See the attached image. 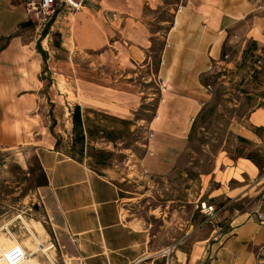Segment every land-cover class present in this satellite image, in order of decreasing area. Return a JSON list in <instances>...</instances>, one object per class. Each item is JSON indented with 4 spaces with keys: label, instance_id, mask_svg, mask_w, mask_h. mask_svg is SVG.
Segmentation results:
<instances>
[{
    "label": "crops",
    "instance_id": "1",
    "mask_svg": "<svg viewBox=\"0 0 264 264\" xmlns=\"http://www.w3.org/2000/svg\"><path fill=\"white\" fill-rule=\"evenodd\" d=\"M36 1L0 0V149L37 160L36 185L52 229L62 231L64 264H264V185L258 188L260 167L247 156L224 151L215 163L226 195L262 193L259 204L236 210L222 233L191 236L190 228L156 245L149 227L126 213L127 202L175 166L210 95L202 78L219 64L233 65L223 58L225 47L264 40V0L62 3L37 35ZM167 11L171 19L162 15ZM49 44L96 55L59 73ZM103 64L119 73L102 75ZM140 79L153 80L157 91L143 90ZM155 96L151 116H137L143 99ZM240 119L237 136L264 152V94ZM147 128L152 135L145 138ZM51 241L41 242L49 251L40 253V243L34 250L19 242L38 264L42 256L57 264Z\"/></svg>",
    "mask_w": 264,
    "mask_h": 264
},
{
    "label": "rangeland",
    "instance_id": "2",
    "mask_svg": "<svg viewBox=\"0 0 264 264\" xmlns=\"http://www.w3.org/2000/svg\"><path fill=\"white\" fill-rule=\"evenodd\" d=\"M166 1L173 3L178 0ZM162 15L171 19L172 12L167 11ZM33 17L36 35L40 34L45 21L52 20H42L39 13ZM57 41L58 35L52 30L50 43ZM49 48L50 60L58 59L57 63L63 65L59 68L57 64L55 70L64 74L70 72L76 61L84 64L89 57L96 55L95 52L86 51L77 54L75 49L69 52L55 44H49ZM226 50L228 54H223V58L231 59L233 65L219 64L218 68H213L209 75L202 78L205 84H209L210 95L193 121L188 142L175 166L164 177L155 178L149 188L142 190V195L126 204V213L140 219L155 234L153 240L156 245L171 244L190 228L193 229L191 236L211 231L214 234L222 233L227 230L236 210L251 208L261 201L262 193L255 197L247 194L226 195L222 191L225 190L224 185L215 179L213 171L217 158L224 151L233 158L250 155L261 164L258 188L264 185V152L249 140H240L236 134V123L242 121L240 117L264 94V40L262 43L251 39L237 41L231 47H225ZM98 71L107 77L119 73V70L106 64L100 66ZM50 74L48 71L45 75L46 83L55 81ZM138 83L143 90L151 87L157 91L153 80L145 83L140 79ZM155 103L156 96L147 101L143 99L136 115L148 119ZM39 177L40 169L32 153L29 152L26 157L15 150L0 149V245L4 248L7 241L18 240L35 250L38 242L48 245L50 240L55 239V262L64 264L61 251L66 248L58 245L63 243L62 231L59 227L52 229L47 219L36 185ZM209 193L218 194L207 198ZM202 200L212 203L211 213L200 211ZM24 222L34 232L36 229L41 233L37 236L38 241ZM40 252H43L42 249H38L37 253ZM2 253L0 251V264H3ZM40 258V263H49L46 257Z\"/></svg>",
    "mask_w": 264,
    "mask_h": 264
},
{
    "label": "built area",
    "instance_id": "3",
    "mask_svg": "<svg viewBox=\"0 0 264 264\" xmlns=\"http://www.w3.org/2000/svg\"><path fill=\"white\" fill-rule=\"evenodd\" d=\"M66 4L72 8H79L82 6L83 0H37L36 3L33 6V9L35 13L41 14V19H50L54 13L56 12L57 6L60 4ZM226 56V55H225ZM209 69L212 68V65L209 64ZM205 88H209V84H205ZM152 135V131L150 128H147L145 131V138ZM143 145L147 147V143L144 142ZM144 172H146V169H142ZM203 212L205 213H211L212 206L208 205L205 206V204H202ZM260 217L264 220V213H260ZM48 246H54V242L51 241ZM172 248V245L166 246L164 248V252L166 254L170 253V250ZM41 249V248H37ZM30 252H27L26 248L19 242H14L9 248L6 249L5 252L1 254L5 264H23L27 255H29ZM49 259V257H47ZM52 264H55L50 260Z\"/></svg>",
    "mask_w": 264,
    "mask_h": 264
},
{
    "label": "bare ground",
    "instance_id": "4",
    "mask_svg": "<svg viewBox=\"0 0 264 264\" xmlns=\"http://www.w3.org/2000/svg\"><path fill=\"white\" fill-rule=\"evenodd\" d=\"M24 223H26V226H27V228L29 229V231H30V232L33 234V236L36 237V239H37V236H36V234L34 233V231H33V229L31 228V226H30L27 222H24ZM15 241H16V240H11V241L9 240V241H7V243H6V245H5L4 248H3V246L0 245V251H1V252H5L6 249L9 248V247H10ZM37 241H38V239H37ZM38 243H40V242H38ZM40 247L43 248L42 250H47V246H46V247H45V246H42L41 243H40ZM1 260L3 261V264H5V262H4L3 258H2V256H1ZM24 263H25V264H38L37 261H36V259H35V258H31L29 255H27V257H26ZM24 263H23V264H24Z\"/></svg>",
    "mask_w": 264,
    "mask_h": 264
},
{
    "label": "trees",
    "instance_id": "5",
    "mask_svg": "<svg viewBox=\"0 0 264 264\" xmlns=\"http://www.w3.org/2000/svg\"><path fill=\"white\" fill-rule=\"evenodd\" d=\"M204 82H205V81H204V79H203V83H204ZM238 138H239L240 140H246V139H244V138H242V137H240V136H238ZM247 157H249L251 160L255 161L256 164H257L259 167H261V164H260V162H259L258 160H256L255 158H253V157L250 156V155H247Z\"/></svg>",
    "mask_w": 264,
    "mask_h": 264
}]
</instances>
